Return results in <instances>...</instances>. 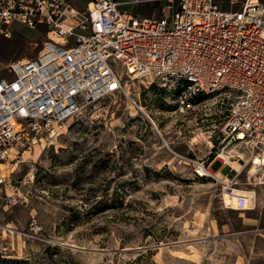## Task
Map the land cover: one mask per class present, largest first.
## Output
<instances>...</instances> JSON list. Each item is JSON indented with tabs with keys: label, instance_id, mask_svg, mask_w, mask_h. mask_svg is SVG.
<instances>
[{
	"label": "rangeland",
	"instance_id": "1",
	"mask_svg": "<svg viewBox=\"0 0 264 264\" xmlns=\"http://www.w3.org/2000/svg\"><path fill=\"white\" fill-rule=\"evenodd\" d=\"M160 5L129 10L158 16ZM10 31L0 34V77L37 53L46 28ZM180 92L122 73L62 133L0 163V264H264V185L251 183L250 164L232 186L254 191L248 209L223 202L220 180L194 174L213 154L226 98L181 103Z\"/></svg>",
	"mask_w": 264,
	"mask_h": 264
},
{
	"label": "built area",
	"instance_id": "2",
	"mask_svg": "<svg viewBox=\"0 0 264 264\" xmlns=\"http://www.w3.org/2000/svg\"><path fill=\"white\" fill-rule=\"evenodd\" d=\"M146 1L161 4L158 16L129 10ZM14 22L46 33L33 57L11 60L10 75L0 77L2 164L62 133L125 73L148 84L173 82L181 103L226 98L213 154L194 162V174L218 180L216 170L229 167L223 188L233 193L248 163L251 183L264 185V0H87L83 9L72 0H0V34L10 36ZM223 152L240 159V168ZM214 160L221 162L215 170ZM234 195L238 208L246 206V194Z\"/></svg>",
	"mask_w": 264,
	"mask_h": 264
},
{
	"label": "bare ground",
	"instance_id": "3",
	"mask_svg": "<svg viewBox=\"0 0 264 264\" xmlns=\"http://www.w3.org/2000/svg\"><path fill=\"white\" fill-rule=\"evenodd\" d=\"M24 59H26V58L22 57L20 60H24ZM235 150H236V152H239V154L242 155V151H240L238 149H235ZM23 152H26V151H23ZM221 155L225 158L226 162H229L232 166H234L237 169H239L240 165H242V163H241L242 161L240 159L232 160L230 158V156L228 154H226L225 152L221 153ZM254 170L255 169L253 167H250V173L251 174L254 172ZM215 177L218 178V180H220L221 182L228 180V177L222 172V168L216 170ZM232 191H233V193H231L229 190H227V187H224V189H222V192H221L222 194L221 195H222V200H223V202L225 204H227L230 207L235 208V209H248V208H250L249 204L252 202L254 191H252L251 189L249 191V190H246V189H239V188H236V187H233ZM234 194H246L247 195L246 206L238 208L237 207V202H236V197H235Z\"/></svg>",
	"mask_w": 264,
	"mask_h": 264
}]
</instances>
